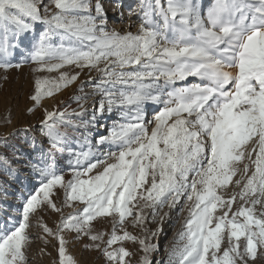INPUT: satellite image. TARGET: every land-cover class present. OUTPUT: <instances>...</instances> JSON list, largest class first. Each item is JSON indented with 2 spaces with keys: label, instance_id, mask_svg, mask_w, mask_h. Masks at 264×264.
<instances>
[{
  "label": "snow or ice",
  "instance_id": "6c2138e0",
  "mask_svg": "<svg viewBox=\"0 0 264 264\" xmlns=\"http://www.w3.org/2000/svg\"><path fill=\"white\" fill-rule=\"evenodd\" d=\"M141 9L139 30L121 34L107 29L99 0H0V68L21 66L8 57L31 34L33 71L57 73L35 79L30 98L37 106L85 69L99 76L87 82L92 93L80 85L74 97L80 111L73 114L83 117L85 102L100 96L80 123L67 108L45 109L41 123L51 148L31 164L40 186L24 202L21 218L0 226V264H28L30 217L42 208L62 211L54 201L57 189L64 190L65 207L83 205L62 216L56 231L38 224L45 243L47 237L58 241L57 264H76L65 231L77 240L88 237L93 243L86 248L105 245L109 264H127L131 253L112 248L124 241L140 245V264H152L156 232L146 227V210L162 223L163 209H175L182 199L188 215L169 264H249L264 249V0H214L206 12L199 0H142ZM70 66L80 71H62ZM149 103L163 107L146 120ZM114 111L123 122L108 135L97 133L92 144L101 118ZM69 127L85 129L79 151L67 146ZM99 145L109 146L103 159ZM244 160V175L233 181ZM230 186L239 191L226 196ZM99 217H118L107 241L106 233L93 232ZM129 218L145 235L118 234Z\"/></svg>",
  "mask_w": 264,
  "mask_h": 264
},
{
  "label": "rangeland",
  "instance_id": "374dc122",
  "mask_svg": "<svg viewBox=\"0 0 264 264\" xmlns=\"http://www.w3.org/2000/svg\"><path fill=\"white\" fill-rule=\"evenodd\" d=\"M212 1L199 0L202 12H206ZM92 2L95 4L96 0H92ZM99 2L103 5V9L104 6L108 5V2L113 3L112 14L108 15L105 13L109 31L115 30L124 34L126 32L136 33L139 30L142 0H99ZM48 3L49 0H44V4ZM52 10L55 11L54 7ZM32 43L31 34H28L23 43L13 50L12 56L8 57L13 65L20 64L19 68L11 67L7 70L0 68V226L8 224L10 219L18 221L21 218L20 213L24 202L40 186L41 176L33 170L31 164H35L41 158V154H46L51 148L49 137L45 135L44 127L41 123L45 119V109L48 111H63L67 108L71 120L80 123L81 120L90 118L93 105L100 99L99 95H92L85 102L87 112L83 117L73 114L74 110L76 112L80 111L78 104L74 100V97L81 95L78 91L80 85L85 84V93H92V85L87 82L90 80L94 81L99 76V73L95 71L89 73L85 69L75 83L62 89L52 97H46L37 106L30 98L35 93V79L37 76L55 77L57 73H37L33 71L37 65L28 60ZM2 62L3 58L0 56V63ZM62 71H69L74 74L80 70L70 66L62 69ZM189 82L198 83L199 80L189 77ZM162 107V104H147L145 106L146 120H151L154 114ZM29 109L34 110L29 111ZM117 122H123L117 111L110 115L105 113L100 120L102 127L93 131L91 135V143L97 144V133L108 135L109 130ZM66 131L68 133L67 146L79 151L81 149V138L86 135L85 129L83 127L75 129L69 127ZM98 149V157L103 159L104 154L109 151V146L99 145ZM112 150L115 149L113 148ZM55 154L57 160L60 161L59 152ZM5 158L9 162L7 165L2 162ZM246 163L248 161L244 160L239 164L241 171L233 178V181L240 179L244 175L242 169ZM61 164L66 173L65 179H70L71 174L66 164L62 162ZM6 169H11V171ZM99 170L101 169L96 171ZM233 191H239V188L230 186L225 195L228 196ZM63 200L64 190H55L54 201L62 211L55 212L50 208H42L30 217L31 227L29 234L32 239L26 253L28 264H57L58 241L53 237H47L48 242L45 243L43 238L45 233L41 227H38V224H47L53 231H56L62 216L78 212L83 207L79 203H75L73 207H65ZM239 205L240 201L238 199L232 210L236 211ZM181 208H183V211L180 210ZM163 212H168V215L161 223L159 216L153 219L151 210H146V215L149 217L145 221L146 227L150 231L156 232V235L151 237V243L156 245L155 251L150 253L152 264H169V250L173 246L183 221L188 215L187 205L183 199L175 209L169 210L165 207ZM163 212H161V215ZM116 219L118 217L97 218L92 224L93 232L106 233L104 240L107 241L113 230V221ZM124 230L136 236L145 235L139 227L132 225L131 218L124 223L122 228L117 227L118 234H122ZM63 235L68 241V254L75 259L76 264H109L102 250L105 245L102 244L100 250L86 248V244L93 243L88 237L77 240L75 239L76 233L68 231H65ZM120 246H123L131 253L129 257L125 258L127 264H140L143 253L138 243L124 241L122 245L116 244L112 248L115 249ZM112 264H115V262H112ZM249 264H264V249L258 250L256 259L251 260Z\"/></svg>",
  "mask_w": 264,
  "mask_h": 264
},
{
  "label": "bare ground",
  "instance_id": "6f19581e",
  "mask_svg": "<svg viewBox=\"0 0 264 264\" xmlns=\"http://www.w3.org/2000/svg\"><path fill=\"white\" fill-rule=\"evenodd\" d=\"M214 3V0L211 2V5ZM104 13L111 15L112 11H113V4H111L110 2H108L107 6H104Z\"/></svg>",
  "mask_w": 264,
  "mask_h": 264
}]
</instances>
